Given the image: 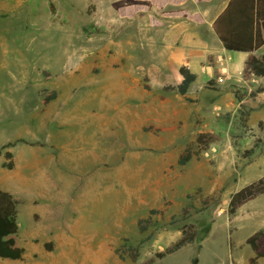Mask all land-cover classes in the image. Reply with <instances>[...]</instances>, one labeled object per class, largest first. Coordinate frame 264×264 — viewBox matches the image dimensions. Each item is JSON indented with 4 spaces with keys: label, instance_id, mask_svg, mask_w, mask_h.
Here are the masks:
<instances>
[{
    "label": "rangeland",
    "instance_id": "rangeland-1",
    "mask_svg": "<svg viewBox=\"0 0 264 264\" xmlns=\"http://www.w3.org/2000/svg\"><path fill=\"white\" fill-rule=\"evenodd\" d=\"M133 1L0 0V188L18 200L25 248L0 264H141L183 225L195 240L152 264H250L264 191L229 203L264 184V91L252 95L264 78L234 55V70L164 92L176 77L161 69L159 13L120 16ZM201 132L218 138L179 164Z\"/></svg>",
    "mask_w": 264,
    "mask_h": 264
},
{
    "label": "trees",
    "instance_id": "trees-1",
    "mask_svg": "<svg viewBox=\"0 0 264 264\" xmlns=\"http://www.w3.org/2000/svg\"><path fill=\"white\" fill-rule=\"evenodd\" d=\"M152 4L162 6L164 3L172 0H150ZM181 2L183 0H173ZM147 7L142 4H130L123 5L118 8L120 16L126 18H133L138 12L145 11ZM180 14H183L180 12ZM190 18L197 22H202L203 19L195 14L188 15ZM153 26H157L159 22L151 18ZM214 29L223 45L228 50L235 51H254L259 49L264 44V0H231L228 7L221 13L214 22ZM182 80L178 84L163 85L162 90L164 92L175 91L181 95H186L189 91L191 84L196 80L197 74L191 71V69L182 65L179 68ZM247 73L256 75L257 77L264 78V56L258 57L251 55L247 60V66L245 67ZM146 87L150 86L146 84ZM264 91V86H260L255 90L252 95ZM55 98V92L48 99ZM217 135L214 132H201L197 137V148L189 146L179 157L178 163L185 165L188 163L194 155H198L201 151L208 149L213 142H216ZM8 145V144H7ZM5 156L12 157V152H6ZM7 168L13 167V162L4 163ZM264 191V184H261V180L252 182L237 192H235L229 203V213L233 214L236 207L248 199L254 197L258 193ZM158 210L151 209V215L157 213ZM149 216L146 220L151 222L152 216ZM141 231H145L147 225L141 224ZM193 229V225L189 227L183 225L182 236L179 240L165 251H159L156 256L150 258L141 264H152L156 258H162L167 254L177 251L187 243H191L196 238V232ZM19 232L18 223V200L13 194L0 188V257L8 259H22L25 253V248L17 244L16 235ZM247 243L253 249L254 255L250 257V264H259L258 259L264 257V229H260L247 238ZM131 259L136 261L138 259V248L130 246ZM121 257H124L121 254ZM199 259L195 256L191 264H198Z\"/></svg>",
    "mask_w": 264,
    "mask_h": 264
},
{
    "label": "crops",
    "instance_id": "crops-1",
    "mask_svg": "<svg viewBox=\"0 0 264 264\" xmlns=\"http://www.w3.org/2000/svg\"><path fill=\"white\" fill-rule=\"evenodd\" d=\"M230 1L183 0L176 2L172 0L158 6L152 4L150 0H135L126 4L138 3L147 7L145 11L138 12L134 17H138L140 13L147 14L151 8L159 13V18L149 14V19L150 23L151 18L159 22L154 27L157 29L159 54L165 56L161 69L171 72L170 74L176 77V82L163 81V85L181 82L183 76L179 68L182 65L188 66L191 71L197 74V78L199 73H205L207 79H209L213 76L216 66L226 64V66L233 69L231 60L234 55L241 56L244 67L247 66V60L251 55L264 56V44L254 51L228 50L223 45L215 32L214 22L228 7ZM191 5L194 7H191ZM180 12L183 14H180ZM195 14L199 15L203 21L197 22L188 16ZM220 57L223 61L219 60Z\"/></svg>",
    "mask_w": 264,
    "mask_h": 264
}]
</instances>
